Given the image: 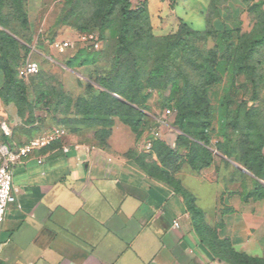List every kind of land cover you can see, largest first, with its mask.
Returning <instances> with one entry per match:
<instances>
[{
  "label": "crops",
  "instance_id": "crops-1",
  "mask_svg": "<svg viewBox=\"0 0 264 264\" xmlns=\"http://www.w3.org/2000/svg\"><path fill=\"white\" fill-rule=\"evenodd\" d=\"M146 1L157 24L160 10L155 0ZM208 6L209 0H196L175 14L204 31ZM160 9L168 15L166 7ZM164 20L161 28L168 27L169 19ZM190 21L205 27L194 28ZM159 129L163 141L174 142L166 128ZM93 137L88 130L69 134L31 151L14 167L16 202L0 223V264H228L202 241L180 194L147 174L136 157L113 155ZM64 146L71 151L65 153ZM213 174L211 169L189 175L191 180L186 173L177 176L206 223L218 227L220 240H229L239 253L264 258V200L223 195ZM175 221L180 228L173 227Z\"/></svg>",
  "mask_w": 264,
  "mask_h": 264
},
{
  "label": "trees",
  "instance_id": "trees-1",
  "mask_svg": "<svg viewBox=\"0 0 264 264\" xmlns=\"http://www.w3.org/2000/svg\"><path fill=\"white\" fill-rule=\"evenodd\" d=\"M0 0V14L4 7ZM18 1L19 18L22 27L29 25V16L25 11L23 0ZM106 14L111 15L120 8V22L116 29L117 46L115 60L108 72L98 75L95 85L89 84L87 97L69 100L68 107L73 108V116H66L58 123L51 120L52 125L46 127L39 120L27 127L36 138L52 127H62L68 134H78L85 130L94 132L97 147L107 150L108 140L112 134L116 119L138 132L146 126L144 108L149 100V90L170 89L169 102L177 107L176 127L180 130L177 138V150H171L160 141L156 142L153 151L160 164L153 160L151 154H140L136 157L139 166L151 177L171 186L180 194L193 216L195 228L203 242L212 250L215 257L228 264H264V258H256L234 250L229 240L218 238V227H211L205 221L204 212L197 207L196 198L187 191L180 180L175 177L181 161H184L193 171L201 172L214 162L211 150L212 107L208 97V89L222 81L219 73L220 57L214 50L187 53L184 58L188 65L200 77L195 81L184 73L173 74L170 60L177 51L188 46V38L198 37L203 40L214 38L217 32L213 27L211 17L206 19V29L198 31L186 23H181L177 32L172 35L157 37L153 34L150 23V13L146 0H138L133 5L132 0H105ZM249 3L252 0H242ZM218 0H211L209 11L217 12ZM260 4L253 3L249 11L259 13ZM95 27L75 28L77 32H94ZM232 34L222 33L226 52L232 58L234 75H243L252 84L254 96L257 98L261 87V77L250 63L255 46L264 43V36L254 39L239 38L238 46L233 50L229 44ZM104 41V38H101ZM105 46V44H104ZM104 50V49H103ZM101 51H91L87 48L78 50L87 55H97ZM17 41L0 32V71L3 74V86L0 92L5 104L14 103L19 115L24 116L25 109L30 106L28 86L19 76L18 65L21 56ZM77 56L74 60H76ZM27 60V59H26ZM25 60V62H26ZM74 60L69 61L72 66ZM88 61L82 62L84 65ZM151 63L150 71L145 75L142 65ZM25 64V63H24ZM23 64V65H24ZM40 72L34 76H38ZM181 80V83L178 82ZM231 129L237 134L236 150L233 151L226 143L216 146L218 152L242 165L257 179L264 182V121L259 118L256 108L237 109L231 121ZM33 140V139H31ZM30 140V141H31ZM29 143V142H28ZM186 150L185 156H180L179 150ZM171 163H177L173 172L169 170ZM179 163V164H178ZM243 201L264 200V185L255 181L254 189L242 197Z\"/></svg>",
  "mask_w": 264,
  "mask_h": 264
},
{
  "label": "rangeland",
  "instance_id": "rangeland-1",
  "mask_svg": "<svg viewBox=\"0 0 264 264\" xmlns=\"http://www.w3.org/2000/svg\"><path fill=\"white\" fill-rule=\"evenodd\" d=\"M193 2L195 3L196 0H155V7L160 10L161 15L158 16L157 24L153 23L150 16L153 34L157 37L175 34L181 23H184L175 14L177 7L182 6L186 9L187 4ZM23 3L29 16L27 27L21 25L17 0H5L0 14V32L4 31L18 43V52L21 56L18 69L30 55L40 69L38 76L23 80L28 86L30 99V106L26 107L24 116L19 115L14 103L5 104L0 95V142L13 149L16 145H25L32 139L33 133L27 127L30 123L39 120L46 127H50L54 124L51 120L58 123L66 116H73V108L70 110L68 107L69 100L76 101L78 98L87 97L90 92L89 84L95 85L98 75L108 72L114 63L117 46L116 29L120 22V8L117 7L108 16L103 8L107 5L105 0H23ZM132 3L136 5L138 0H132ZM253 3L260 4L259 13L249 11ZM161 7L167 8L168 15H162ZM208 17L212 18L217 36L208 40L198 37L188 38V46L174 54L170 60V66L173 74L182 72L193 80L199 81L200 77L197 73L185 64V56L188 52L194 53L197 49L218 52L219 73L222 81L208 89L212 107L210 135L214 162L211 167L195 172L181 161L179 169L175 171V177L182 183L181 178L177 176L178 173H186V178L191 180L188 178L189 175H200L206 170L213 169V181L223 186V195L239 194L242 198L254 189L255 181H260L263 185L264 182L237 163L234 160L235 155L229 159L218 152L216 146L219 143H226L231 150H236L238 136L231 129V121L237 109L242 108L244 111L246 108H256L259 118L264 121V43L255 46L250 61L261 77V87L256 98L253 86L246 77L234 75L233 58L226 52L222 33L231 32L229 44L233 50L238 46L239 38L242 36L248 40H257L264 36V0H252L249 3H244L242 0H218L217 12L209 11L208 6L206 19ZM165 18L169 19L168 27L161 28L160 25H164ZM190 23L197 29L205 27L192 21ZM89 26L95 27L94 32L100 38H104L105 46L100 54L87 55L81 51L78 52L81 46L75 50L59 53L42 42V35L66 37L65 33L69 30ZM77 56L79 57L74 60ZM87 59L88 61L82 65V62ZM71 60L75 61L72 66L69 64ZM151 67V63L142 65L145 75ZM178 82L181 83V80ZM2 86L3 83L0 85V92ZM146 93L149 94V100L144 108L146 126L135 133L116 119L105 151L129 158L152 153V158L155 155L156 162L160 164L155 153L157 151H153L156 142L160 141L169 149L177 150V138L180 134V130L176 127L177 107L174 102L168 101L170 89L149 90ZM167 110L170 111L169 115L166 113ZM161 127L174 135L173 143L167 144L161 139L159 134ZM178 152L182 157L186 155L184 148ZM169 167V170L173 172L177 163H171ZM183 187L185 188L184 185Z\"/></svg>",
  "mask_w": 264,
  "mask_h": 264
},
{
  "label": "built area",
  "instance_id": "built-area-1",
  "mask_svg": "<svg viewBox=\"0 0 264 264\" xmlns=\"http://www.w3.org/2000/svg\"><path fill=\"white\" fill-rule=\"evenodd\" d=\"M41 37L44 44H48L52 50L59 53L78 49L79 46L97 52L104 48V41L96 32L81 33L71 30L70 33L66 34V37H44L43 35ZM39 72L40 69L38 63L33 60L32 55H30L25 64L20 68L19 76L23 79H28ZM166 113L169 115L170 111L167 110ZM68 135L67 130L64 128L52 127L49 131L31 140L19 150H15L7 144L0 143V223L4 221L9 206L16 202L13 185L14 167L31 151L48 147L53 143L66 138ZM73 147L78 148V146ZM71 148L72 146H64L63 151L69 153ZM109 161H112V159H109ZM39 163L41 164L42 160H39ZM173 227L177 229L180 228V223L175 221Z\"/></svg>",
  "mask_w": 264,
  "mask_h": 264
},
{
  "label": "water",
  "instance_id": "water-1",
  "mask_svg": "<svg viewBox=\"0 0 264 264\" xmlns=\"http://www.w3.org/2000/svg\"><path fill=\"white\" fill-rule=\"evenodd\" d=\"M245 171V170H244ZM246 172V171H245Z\"/></svg>",
  "mask_w": 264,
  "mask_h": 264
}]
</instances>
